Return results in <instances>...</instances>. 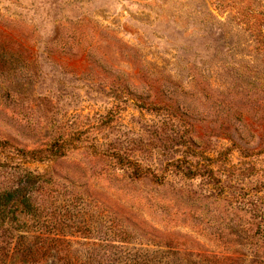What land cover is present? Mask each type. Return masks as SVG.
<instances>
[{"label": "rangeland", "instance_id": "374dc122", "mask_svg": "<svg viewBox=\"0 0 264 264\" xmlns=\"http://www.w3.org/2000/svg\"><path fill=\"white\" fill-rule=\"evenodd\" d=\"M263 43L264 0H0V142H72L0 258L264 264Z\"/></svg>", "mask_w": 264, "mask_h": 264}, {"label": "trees", "instance_id": "16d2710c", "mask_svg": "<svg viewBox=\"0 0 264 264\" xmlns=\"http://www.w3.org/2000/svg\"><path fill=\"white\" fill-rule=\"evenodd\" d=\"M262 47L264 52V43ZM71 145L72 142L68 140L55 141L46 150L26 151L16 149L7 142H0V157L3 155L2 157L5 159L4 162L0 161V168L5 169L4 181L0 182V235L5 238L6 251L9 250L10 252L12 248L11 251L15 252L17 240L23 239L24 234L35 235L34 237L38 238L45 233V226L41 219L44 216V210L39 207L38 201L39 195H42V189H38L42 176L25 169L22 160L34 163L54 162L65 156ZM115 160L117 166L122 169L133 170L136 167L135 165L121 164L120 156L116 157ZM134 173V179L137 180L149 178L148 176L152 177L149 172H141L138 169ZM155 181V183L162 184V181L157 179ZM212 182L217 188L220 187L221 193L224 192L218 179H214ZM259 211L261 210L259 209ZM263 220L264 218H262ZM260 225H262L261 222ZM260 236L263 237L264 235L261 234ZM1 249L5 251L4 248ZM7 259L8 257L6 259L0 258V263L7 264L9 262Z\"/></svg>", "mask_w": 264, "mask_h": 264}]
</instances>
